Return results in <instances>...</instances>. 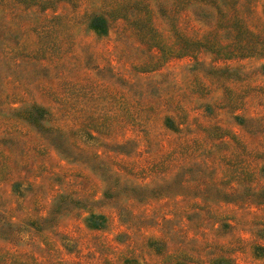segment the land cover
I'll return each mask as SVG.
<instances>
[{"label":"rangeland","instance_id":"1","mask_svg":"<svg viewBox=\"0 0 264 264\" xmlns=\"http://www.w3.org/2000/svg\"><path fill=\"white\" fill-rule=\"evenodd\" d=\"M0 264H264V0H0Z\"/></svg>","mask_w":264,"mask_h":264},{"label":"trees","instance_id":"2","mask_svg":"<svg viewBox=\"0 0 264 264\" xmlns=\"http://www.w3.org/2000/svg\"><path fill=\"white\" fill-rule=\"evenodd\" d=\"M99 22L93 24V27L97 30H100L101 26L98 24Z\"/></svg>","mask_w":264,"mask_h":264}]
</instances>
